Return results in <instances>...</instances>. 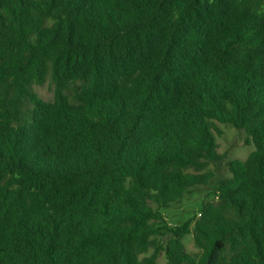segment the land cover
Segmentation results:
<instances>
[{"label":"trees","instance_id":"16d2710c","mask_svg":"<svg viewBox=\"0 0 264 264\" xmlns=\"http://www.w3.org/2000/svg\"><path fill=\"white\" fill-rule=\"evenodd\" d=\"M0 264H264V0H0Z\"/></svg>","mask_w":264,"mask_h":264},{"label":"rangeland","instance_id":"374dc122","mask_svg":"<svg viewBox=\"0 0 264 264\" xmlns=\"http://www.w3.org/2000/svg\"><path fill=\"white\" fill-rule=\"evenodd\" d=\"M34 90L45 100L52 99L54 94V86L50 81H47L42 86H35ZM218 126L222 131V135L217 136L219 144L218 151L224 156V159L221 163L213 167L216 174L215 180L208 186H199L191 189L183 199L164 210L165 217L170 226L181 225L197 215L203 204L214 201L217 195L216 188L218 180L230 176L227 169V162L233 159L244 160L254 150L252 139L244 131L225 125ZM165 239H167V236L161 237L160 242H164ZM185 244L189 251L195 249L192 236H188L185 239ZM152 252L153 250H151L150 254ZM160 260L162 261L163 257H160Z\"/></svg>","mask_w":264,"mask_h":264}]
</instances>
